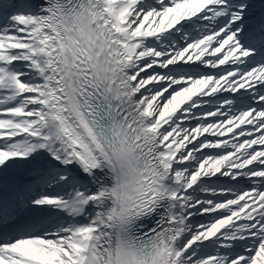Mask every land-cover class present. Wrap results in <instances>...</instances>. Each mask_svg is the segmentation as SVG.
Here are the masks:
<instances>
[{
  "label": "snow or ice",
  "instance_id": "obj_1",
  "mask_svg": "<svg viewBox=\"0 0 264 264\" xmlns=\"http://www.w3.org/2000/svg\"><path fill=\"white\" fill-rule=\"evenodd\" d=\"M0 264H264V0H0Z\"/></svg>",
  "mask_w": 264,
  "mask_h": 264
}]
</instances>
